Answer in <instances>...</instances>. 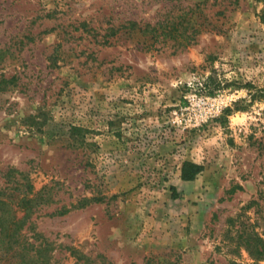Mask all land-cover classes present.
I'll use <instances>...</instances> for the list:
<instances>
[{"label": "rangeland", "instance_id": "1", "mask_svg": "<svg viewBox=\"0 0 264 264\" xmlns=\"http://www.w3.org/2000/svg\"><path fill=\"white\" fill-rule=\"evenodd\" d=\"M261 249L264 0H0V264Z\"/></svg>", "mask_w": 264, "mask_h": 264}, {"label": "trees", "instance_id": "2", "mask_svg": "<svg viewBox=\"0 0 264 264\" xmlns=\"http://www.w3.org/2000/svg\"><path fill=\"white\" fill-rule=\"evenodd\" d=\"M201 169H202L201 166L194 164V163L187 162L184 169H183V178L186 180L194 179L195 176L201 171ZM260 241H261V239H260ZM39 248H40V250L38 252H40L41 255L45 254V252L48 250V243L43 241L40 244ZM258 253H259V255L262 256V258H264V250L263 249L258 250ZM46 261L47 260H45V262ZM46 264H48V261L46 262Z\"/></svg>", "mask_w": 264, "mask_h": 264}]
</instances>
